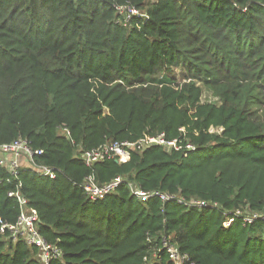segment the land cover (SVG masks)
Returning a JSON list of instances; mask_svg holds the SVG:
<instances>
[{
    "label": "trees",
    "instance_id": "16d2710c",
    "mask_svg": "<svg viewBox=\"0 0 264 264\" xmlns=\"http://www.w3.org/2000/svg\"><path fill=\"white\" fill-rule=\"evenodd\" d=\"M126 1L143 15L123 22L113 5ZM161 131L179 147L95 162L96 180L120 174L218 208L141 201L126 184L90 201L75 183L89 171L81 148ZM18 136L58 172L0 165V225L19 212L7 196L18 179L62 250L49 264H175L163 236L199 264H264L262 218L222 224L224 210L264 215V0H0V143ZM7 232L0 264L39 262Z\"/></svg>",
    "mask_w": 264,
    "mask_h": 264
},
{
    "label": "built area",
    "instance_id": "2783aa9c",
    "mask_svg": "<svg viewBox=\"0 0 264 264\" xmlns=\"http://www.w3.org/2000/svg\"><path fill=\"white\" fill-rule=\"evenodd\" d=\"M113 7L116 13L120 15L123 22H128L132 16H141L144 13L127 1L124 3H116ZM62 131L66 136L70 135L67 127H63ZM152 142L179 147L177 138H166L164 132L161 131L156 134H144L134 141L127 139L110 140L95 147L81 148L80 156L82 162L89 168V171L83 176L81 181L75 183L84 190L90 201H98L105 194L115 190L120 184H126L130 193L141 201H146L151 197H158L162 201L175 200L187 205H196L198 207L208 205L218 208L216 202H210L208 204L202 199L190 198L186 200L174 193L158 189H144L139 183L126 180L120 174H116L107 181L101 183L96 180L93 172V164L95 162L105 159H117L118 163L125 162L128 160L131 151H138L143 146ZM185 145L189 149L194 148L191 143H186ZM41 153L42 149L31 148L29 142L25 138L18 136L10 141L0 143V165H3L7 172L15 178H17L18 173L23 168L41 177L54 178L58 172L57 168L35 160V156ZM7 196L12 197L16 201L19 212L14 222L1 223L0 231H8V237L12 240L22 238L27 243L37 247L40 252V260L35 264H49L51 258H61V248L55 242L46 240L39 232L37 227L39 220L38 213L35 208L28 204V199L22 194L20 180H16L14 189L9 190ZM222 213L225 216L222 221L224 226L231 225L237 219L242 223L251 222L253 219L257 218H262L264 220V215L261 213L251 212L246 214L238 208L233 212L224 210ZM161 247H164L169 258L173 260L175 264H199L191 260L185 252H179L177 246L173 244L167 236L162 237Z\"/></svg>",
    "mask_w": 264,
    "mask_h": 264
},
{
    "label": "rangeland",
    "instance_id": "374dc122",
    "mask_svg": "<svg viewBox=\"0 0 264 264\" xmlns=\"http://www.w3.org/2000/svg\"><path fill=\"white\" fill-rule=\"evenodd\" d=\"M202 97H204V99H212V97L206 90L203 91Z\"/></svg>",
    "mask_w": 264,
    "mask_h": 264
},
{
    "label": "water",
    "instance_id": "95a60500",
    "mask_svg": "<svg viewBox=\"0 0 264 264\" xmlns=\"http://www.w3.org/2000/svg\"><path fill=\"white\" fill-rule=\"evenodd\" d=\"M115 162H117V159H114Z\"/></svg>",
    "mask_w": 264,
    "mask_h": 264
},
{
    "label": "bare ground",
    "instance_id": "6f19581e",
    "mask_svg": "<svg viewBox=\"0 0 264 264\" xmlns=\"http://www.w3.org/2000/svg\"><path fill=\"white\" fill-rule=\"evenodd\" d=\"M38 176V175H37Z\"/></svg>",
    "mask_w": 264,
    "mask_h": 264
}]
</instances>
